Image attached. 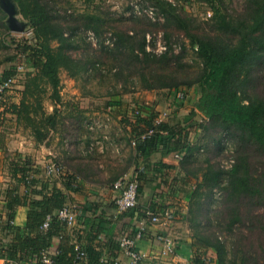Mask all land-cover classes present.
I'll return each instance as SVG.
<instances>
[{
	"label": "rangeland",
	"instance_id": "obj_1",
	"mask_svg": "<svg viewBox=\"0 0 264 264\" xmlns=\"http://www.w3.org/2000/svg\"><path fill=\"white\" fill-rule=\"evenodd\" d=\"M41 1L47 5L52 17L58 23L65 27L68 25L67 29L75 28L72 37L75 47L69 55L74 59L87 62L86 72L81 71L79 74L72 75L64 69L58 71V97L55 98L50 84L40 78L34 82L31 81L36 74L28 68L23 53L24 45H36L29 21L20 15L19 8L13 2L17 10V20L24 24V31L14 32L8 26L6 12L0 7V67L2 71L16 69L12 82L5 92L4 102L18 103L22 99L24 86L29 84L25 100L31 107L30 111L23 113L19 123H16L15 117L8 109L7 116L0 120L3 124L1 127H7L8 122L15 120L22 139L28 143L29 168L33 171V175L45 180L47 179L44 176V168L47 163L56 160L51 153L56 145L60 144L64 151L71 149L73 152L78 147L81 154L78 157L80 162L74 161L72 165L75 169H80L83 176V171L88 170L84 166L82 154L90 150L87 147L92 146L90 150L92 155L88 156L94 159L96 154H102L108 150L103 144L104 141L108 142L111 139L116 142L112 136L117 135L118 130L114 125V116L107 111L108 105L119 104L130 107L128 113L130 119H135L133 110L142 106L153 107L160 116L164 114L167 116L169 113V117L172 110L175 112L176 107L180 105L178 94L185 89L188 99L184 103L192 108L201 97L200 77L202 75V66L196 53L194 39L212 34L213 29L217 28V21L213 17L215 10L224 13L227 17H235L245 9L244 0H165L171 3L175 13L183 19L187 32L165 20L155 0ZM88 16L91 18L90 28H85V22L87 23L85 18ZM118 32L119 36L122 33H128L131 36L144 33L147 50L158 57L168 53L169 63L159 61L145 66L144 77L139 75L138 65L134 68H127L126 65V68L121 71V64L114 62L116 54L113 55L107 49H101L103 46H112L111 43L117 39L115 35ZM124 55L132 57L128 52ZM120 57L123 56L119 52ZM18 67H21V70H17ZM166 77H173L178 83L185 82L186 85L170 90L160 88ZM184 103L182 102L183 105ZM3 109L1 103V114H4ZM49 115L54 116L55 120L52 128L46 120ZM28 119L33 120L37 130L46 136L40 143L36 142L27 122ZM194 121L200 129L194 136L191 131L192 135L188 139L191 151L182 157L181 170L184 184L188 187L187 196H189L184 229L186 236L192 241L195 256H199L207 264H219L216 252L197 239L202 237L214 241L216 238L225 246L226 255L223 258L225 264H244L241 257H233V253L241 248L247 254L248 260H251L250 264H264L263 256L259 253L257 246V235L250 236L249 221L240 226L241 233L246 239L239 238V226L234 225L233 232L229 229L232 219L228 215V210L225 209L227 206H225V200L230 189L225 173L231 169L235 159L239 157L236 142L229 137V132L221 129L213 119L204 118L198 114L194 117ZM120 126L119 124V139L123 141L126 133L122 132ZM63 128L64 134H70L71 138L64 136L58 143L55 134ZM9 129L12 130V127ZM75 131L77 134L72 136ZM77 138L79 139L76 140ZM101 145L102 150L99 149ZM250 154V162L251 164L255 162L256 166L252 170L253 179L264 183V166L262 162L256 161L257 155L252 150ZM12 160L16 162L18 158L12 157ZM215 170L224 172L217 183L210 179ZM113 176L110 173L104 179L109 180ZM58 178L53 177L52 180L58 181ZM246 202L248 201H240V206L243 207L241 210L247 217L249 209L245 205ZM234 204L233 201L228 203L231 206L229 212L230 210L233 212ZM167 212L173 216L171 212ZM255 227L261 230V222H256ZM171 242L174 246V242ZM240 252L241 250L237 255Z\"/></svg>",
	"mask_w": 264,
	"mask_h": 264
},
{
	"label": "trees",
	"instance_id": "obj_2",
	"mask_svg": "<svg viewBox=\"0 0 264 264\" xmlns=\"http://www.w3.org/2000/svg\"><path fill=\"white\" fill-rule=\"evenodd\" d=\"M12 1L19 8L20 15L29 21L33 39L36 42V45L23 46L25 63L36 74L31 81L34 82L40 78L50 84L53 95L57 98L60 69L72 75L79 74L81 71L86 72L87 62L74 59L69 55L75 47L72 39L75 28L67 29L68 25L65 27L58 23L41 0ZM155 2L163 12L165 20L188 32L183 19L175 13L170 2L165 0H155ZM244 4L243 12L235 17H227L224 13L215 10L213 17L217 21V28L213 29L212 34L194 39L196 53L202 66L201 97L192 107L190 114L192 117L201 114L204 118L213 119L221 129L229 132V137L235 140L239 157L235 159L231 169L225 173L230 189L225 200V206L227 205L225 209L228 210V215L232 219L229 229L233 232V226H239V238L246 239L241 233L240 226L249 221L250 236L257 235L258 243H256L264 261V183L253 179L252 170L256 166L255 162L253 164L250 162L252 150L257 155L256 161L262 162L264 166V0H244ZM85 20L87 21L85 28H90L91 18L88 16ZM95 32L98 35L97 31ZM115 37L117 39L111 43L112 46H103L101 49H107L109 53L116 54L114 62L121 64V71L126 68V65L127 68L138 65L139 75L144 77L145 66L159 61L169 63L168 53L158 57L147 50L144 33L139 36L122 33L119 36L118 32ZM119 52L123 57L119 58ZM125 52L132 57H126ZM12 69L2 71L0 67V84L12 79L15 73ZM163 80L160 88L170 90L186 85L185 82L178 83L173 77H166ZM28 85L24 86L22 99L17 104L4 102V94L3 101L0 102V105L3 104L4 114L0 113V120L7 116L9 109L10 114L19 123L23 113L30 111L31 107L25 100ZM181 92L185 95L186 102L188 93L185 89ZM178 103L181 105L182 101L178 99ZM135 111H138L137 115H134ZM132 114L135 118L133 126L129 124V121L127 122L130 135L134 140L135 151L139 156H149L160 149L163 141L168 150L184 149V155L191 151L189 134L191 131L198 132L200 129L194 120H188L189 122H185L183 126L178 124L170 126L163 120L157 124L158 114L150 108H136ZM122 119L126 120L125 116ZM46 120L50 128L55 125L54 116L49 115ZM27 122L36 142L43 141L46 136L37 130L36 123L30 119ZM2 125L0 123V127ZM13 166L19 176L17 183L19 185L22 183L23 190L21 191L17 185L7 192L8 209L12 211L16 206H23L28 208V213L26 226L23 229L15 228V238L9 246L7 245L4 256L9 261L22 264L27 258L33 260L41 251L47 250L52 240L60 236L64 225L56 219L55 214L66 204V200L55 187L45 191L44 180L35 179L36 175L27 179L31 173L34 174L29 168L28 160L18 158ZM222 174H224L223 171H213L211 181L217 183ZM38 184H42L40 190H36ZM34 195L39 196L40 199L34 198ZM231 201L235 202L233 212L231 210L229 212L231 206L228 203ZM240 201H248L245 203L249 209L247 217L241 210L243 207L240 206ZM11 216L12 214H9V218ZM47 216L50 217L49 227L46 231H41L40 226ZM258 221L261 222V230L255 227ZM197 239L216 252L219 264H225L223 258L226 255V249L222 242L216 238L214 241L202 237ZM72 247L61 248L52 257L53 264H73ZM83 250L86 252L88 264H99V253L90 249ZM239 250L241 252L237 255ZM233 254L235 258L241 257L244 264H250L251 260H248L242 248L237 249V252ZM192 262L207 264L199 256H195Z\"/></svg>",
	"mask_w": 264,
	"mask_h": 264
},
{
	"label": "crops",
	"instance_id": "obj_3",
	"mask_svg": "<svg viewBox=\"0 0 264 264\" xmlns=\"http://www.w3.org/2000/svg\"><path fill=\"white\" fill-rule=\"evenodd\" d=\"M14 70L16 69L14 68ZM185 104L178 105L175 112L170 109L172 110L171 116L168 117L169 113H167L166 117L158 115V118H161V121H166L170 126L185 125L188 120H194L190 114L192 108ZM142 107L143 109L156 110L153 107ZM129 109L130 107L119 106V104L107 106V111L114 116V125L118 130L117 135L112 136L116 142L112 141L109 136L110 141L103 142L109 151L105 150L106 153L96 154L94 159L89 157L92 155L90 151L92 146L91 148L87 147L90 150L87 153H82L84 166L88 169L83 171V176L81 170L75 169L72 165L74 161H78V157L81 155L78 147L74 152L71 149L64 151L59 144L51 150V153L56 162L63 166L64 176H59L58 181L35 177V179L44 180L45 191L55 187L65 196L66 203H75L79 206L74 225L70 228L63 226L60 236L52 240L47 250L50 253H55L61 248L66 249L78 244L82 249H90L99 253V259L103 256L109 260L118 258L121 264H128V259L118 252L117 237L122 233L131 234L138 222L146 219L147 212L156 214L167 210L173 214L167 229H162L158 225H148L143 238L136 242L137 250L142 256L140 264H194L192 261L195 257V249L184 229L186 204L189 199L187 196L188 187L184 184L183 171L181 170V160L185 150H168L164 145L165 141H163L160 149L149 156H139L135 151L134 140L129 131V124L131 123L133 126L135 122L128 116ZM123 116L126 120L122 119ZM15 120L8 122L7 127H0V264L9 261L4 256L5 249L15 238V228L23 229L27 223V207L16 206L12 211L8 209L7 192L19 185L17 183L19 176L13 166L15 161L12 160V157L27 160L30 156L28 155V143L22 139L21 131L17 130ZM125 121H129V124L128 122L126 124ZM119 124L122 132L126 133L123 136V141L119 139ZM9 127H12V130ZM76 134L75 131L72 136ZM190 135L192 133L189 134V138ZM64 136L68 139L71 138L70 134H64V128L55 134L58 143ZM39 148H41L40 144ZM99 149L102 150V145ZM176 155L179 157L176 158ZM110 173L114 176L105 180L104 178H107ZM133 174H138L139 178L140 191L137 206L131 211L119 213L114 206L117 192L112 186L118 179ZM41 188L42 184L36 185V190ZM19 189L23 190L22 183L19 185ZM33 197L40 199L36 195ZM9 214H12L10 218ZM164 232L174 242L171 253L166 252L163 246L156 241V236L164 234ZM30 260L31 258H27L22 264H34ZM82 264H88V260L86 259Z\"/></svg>",
	"mask_w": 264,
	"mask_h": 264
},
{
	"label": "built area",
	"instance_id": "obj_4",
	"mask_svg": "<svg viewBox=\"0 0 264 264\" xmlns=\"http://www.w3.org/2000/svg\"><path fill=\"white\" fill-rule=\"evenodd\" d=\"M17 70H21V67H18ZM11 82L12 79H9L3 84H0V102L3 101L4 94ZM178 96L180 101L185 102V95L182 92L179 93ZM137 114L138 111H135L134 115ZM164 116L166 117L165 114ZM160 121L161 118H158L156 123L158 124ZM178 157L179 155H176V158ZM64 173V168L56 161H50L45 165L44 176L47 180H50L53 177L64 176ZM33 176L34 175L31 173L27 179H31ZM112 187L114 191L117 192V196L114 199V206L117 212L123 213L136 208L139 194L138 174H133L130 177L118 179ZM78 211V204L66 203L60 210L56 212L55 217L64 225V227L70 228L76 222ZM171 219L172 216L167 211H162L156 214L147 212L146 219L139 221L135 227V230H133L131 234L122 233L117 237L118 252L128 259V264H140L142 256L137 250L136 242L143 238L147 232L148 225H158L162 229H167V225ZM49 222L50 217L47 216L40 226V230L46 231L49 227ZM156 241L163 246L166 252L171 253V249L174 246L171 242L172 240L165 232L164 234L157 235ZM57 253L58 251H55V253H50L48 250H43L30 262L34 264H53L52 257ZM73 253V264H82L86 260V252L78 244L73 245ZM99 261L101 264H121L118 258L109 260L105 256L101 257ZM5 264L20 263L8 261L5 262Z\"/></svg>",
	"mask_w": 264,
	"mask_h": 264
},
{
	"label": "water",
	"instance_id": "obj_5",
	"mask_svg": "<svg viewBox=\"0 0 264 264\" xmlns=\"http://www.w3.org/2000/svg\"><path fill=\"white\" fill-rule=\"evenodd\" d=\"M0 7L3 11L6 12L8 16V26L14 32L24 31V24L19 22L16 17V7L12 0H0Z\"/></svg>",
	"mask_w": 264,
	"mask_h": 264
}]
</instances>
